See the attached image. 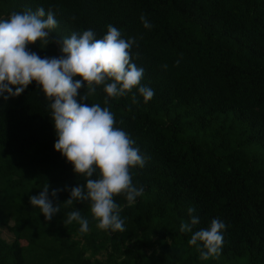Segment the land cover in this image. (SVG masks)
Returning <instances> with one entry per match:
<instances>
[{
	"label": "trees",
	"instance_id": "1",
	"mask_svg": "<svg viewBox=\"0 0 264 264\" xmlns=\"http://www.w3.org/2000/svg\"><path fill=\"white\" fill-rule=\"evenodd\" d=\"M39 8L58 22L53 43L29 46L41 58L62 55L72 33L102 38L109 24L135 38L132 60L154 97L145 103L134 89L109 106L147 157L131 170L144 194L132 205L114 197L123 232L99 229L90 202L64 204L86 179L55 150L41 89L0 97V264H264V0H0V19ZM106 97L99 86L85 103L105 107ZM46 184L50 199L60 189L51 221L30 204ZM189 207L200 222L181 232ZM72 211L87 233L65 223ZM213 219L226 225L222 250L201 260L202 244L189 240Z\"/></svg>",
	"mask_w": 264,
	"mask_h": 264
},
{
	"label": "clouds",
	"instance_id": "2",
	"mask_svg": "<svg viewBox=\"0 0 264 264\" xmlns=\"http://www.w3.org/2000/svg\"><path fill=\"white\" fill-rule=\"evenodd\" d=\"M140 20L145 29L152 27L145 15ZM57 27L54 13L49 10L46 14L43 8L36 12H13L8 18L0 19V97L5 100L18 97L33 82L37 84L49 101L57 136L55 150L73 166L77 176L86 179L85 184L68 189L70 198L64 204L88 201L99 229L123 232L124 220L114 197L124 195L132 205L143 196V187L133 184L131 170L143 168L147 157L130 135L116 126L109 98L123 97L138 89L147 103L154 97V90L141 84L144 70L132 60L135 38H122L121 31L111 24L99 39L91 29L62 38L59 45L62 55L58 57L41 58L29 50L30 45L39 43L45 49L53 43L50 34ZM163 67L166 69L167 65ZM85 85L86 90L80 95ZM99 86L107 94L106 106L99 103L89 106L85 102L96 94ZM49 187L46 184L38 196H31L30 204L51 221L60 213V204L53 205L60 189L53 190L50 199ZM187 212L191 221L181 223V232H192L200 222L193 215L194 207H189ZM73 222L80 225L82 233L89 231V221L79 211L68 214L65 223ZM225 229L224 222L213 219L209 228L192 234L189 244L198 246L200 242L203 246L201 260L218 258Z\"/></svg>",
	"mask_w": 264,
	"mask_h": 264
},
{
	"label": "rangeland",
	"instance_id": "3",
	"mask_svg": "<svg viewBox=\"0 0 264 264\" xmlns=\"http://www.w3.org/2000/svg\"><path fill=\"white\" fill-rule=\"evenodd\" d=\"M3 234H4V236H7L8 238H11L12 237L11 233H9V232L4 231Z\"/></svg>",
	"mask_w": 264,
	"mask_h": 264
}]
</instances>
